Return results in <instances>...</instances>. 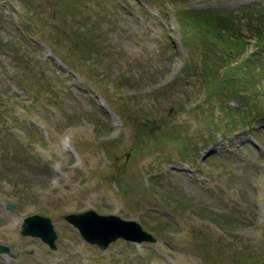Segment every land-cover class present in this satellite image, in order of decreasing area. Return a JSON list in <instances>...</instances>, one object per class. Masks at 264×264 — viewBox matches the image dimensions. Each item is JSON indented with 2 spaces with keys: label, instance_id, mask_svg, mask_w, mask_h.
<instances>
[{
  "label": "rangeland",
  "instance_id": "rangeland-1",
  "mask_svg": "<svg viewBox=\"0 0 264 264\" xmlns=\"http://www.w3.org/2000/svg\"><path fill=\"white\" fill-rule=\"evenodd\" d=\"M174 2L186 15L226 12L249 42L254 0ZM166 8L0 0V264H264V118L204 141L202 89L181 74L201 55L181 46ZM222 27L241 62L250 47ZM88 209L135 220L157 240L85 242L64 215ZM35 213L51 218L55 249L20 233Z\"/></svg>",
  "mask_w": 264,
  "mask_h": 264
},
{
  "label": "trees",
  "instance_id": "trees-1",
  "mask_svg": "<svg viewBox=\"0 0 264 264\" xmlns=\"http://www.w3.org/2000/svg\"><path fill=\"white\" fill-rule=\"evenodd\" d=\"M170 1L183 40L186 39L195 48L197 55H201L199 60H186L181 74H194L206 97L195 104V113L202 121L205 119V125L209 128V131L206 129L202 134L204 141L213 140L214 131H219L224 136L239 127H250L253 130V125L264 118V0H254L249 4L251 7H248L247 29L249 32L251 27L253 31L249 33L254 35L255 41L253 49L241 62V56L237 57L239 49L225 47V43L230 41H224V21L230 23L231 33L238 45L247 42L246 38L244 41L242 39L243 30L237 28L238 22L231 19L230 15L226 19V12L214 13V10L209 15H203V11L199 10L196 11L197 15H186V10L174 4V0ZM72 28V37L79 40L84 33L77 31L80 23H73ZM234 29H238V32H234ZM91 34H87L89 40L86 41L89 44L91 41L95 42V37ZM203 57L205 58L202 59ZM168 86L169 82L164 84L163 91Z\"/></svg>",
  "mask_w": 264,
  "mask_h": 264
},
{
  "label": "water",
  "instance_id": "water-1",
  "mask_svg": "<svg viewBox=\"0 0 264 264\" xmlns=\"http://www.w3.org/2000/svg\"><path fill=\"white\" fill-rule=\"evenodd\" d=\"M13 203H7V208H13ZM65 219L79 229L80 234L90 243H96L101 249L119 237L131 241H155V238L145 231L134 220H124L117 215H101L93 210L82 213L66 214ZM21 234L41 237L50 248L55 249L54 240L57 234L51 219L38 214L26 216L22 223ZM8 252V248L0 244V252Z\"/></svg>",
  "mask_w": 264,
  "mask_h": 264
}]
</instances>
